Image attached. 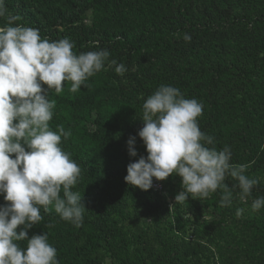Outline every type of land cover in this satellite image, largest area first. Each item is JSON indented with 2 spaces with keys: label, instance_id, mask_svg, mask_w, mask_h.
I'll use <instances>...</instances> for the list:
<instances>
[{
  "label": "trees",
  "instance_id": "1",
  "mask_svg": "<svg viewBox=\"0 0 264 264\" xmlns=\"http://www.w3.org/2000/svg\"><path fill=\"white\" fill-rule=\"evenodd\" d=\"M4 2L21 17L18 23L38 28L42 37H67L76 54L108 49L109 59L128 69L121 76L106 64L86 81L87 88L72 92L65 81L61 93L50 91L55 108L49 126L58 134L61 127L70 133L67 139L61 136V147L81 169L72 190L86 209L77 228L53 207L41 208L42 220L28 231L29 238L46 232L60 264H211L202 257L203 204L191 197L174 204L191 212L196 239L188 238L187 211L179 214L170 207L169 193L182 190L179 175L164 180L166 193L141 190L124 178L129 163L148 155L138 135L143 103L162 84L171 85L203 104L201 131L214 137L217 150L230 146V162L248 164L245 174L259 181L242 203L239 188L233 187L238 182L227 177L231 205H220L219 189L207 205L217 223L237 218L238 208H250L253 199L264 196V0ZM4 23L0 19V26ZM185 33L191 42L184 41ZM132 136L135 157L128 150ZM6 203L0 195V206ZM241 221L250 233L264 229V218L256 214ZM18 243L27 246V241ZM249 260L264 264V239ZM235 261L229 256L222 264Z\"/></svg>",
  "mask_w": 264,
  "mask_h": 264
},
{
  "label": "clouds",
  "instance_id": "2",
  "mask_svg": "<svg viewBox=\"0 0 264 264\" xmlns=\"http://www.w3.org/2000/svg\"><path fill=\"white\" fill-rule=\"evenodd\" d=\"M0 19L5 21L0 26V195L7 202L0 206V264H60L46 232L28 235L42 220L41 208L53 207L77 228L86 209L79 192L72 190L81 169L61 147V136L67 139L70 133L61 127L58 134L49 126L55 108L49 93L53 89L61 93L65 81L71 82L72 92L87 88L86 81L105 70L106 64L121 76L128 69L110 60L108 49L76 54L69 38L42 37L38 28L18 23L21 17L11 14L4 0H0ZM183 39L191 42L192 37L185 33ZM203 107L171 85L162 84L148 96L140 118L144 126L138 132L148 155L129 163L125 181L147 191L153 178L164 181L179 175L182 190L175 203L189 197L202 200L219 189L223 207L233 200L225 183L231 177L238 182L233 186L239 188L237 198L247 203L259 181L245 174L248 164L230 162V146L217 150L214 137L201 131L198 117ZM135 144L136 137H130L132 157L137 156ZM262 208L264 196L252 200V211ZM243 211L238 208L236 215ZM19 241H27L26 248Z\"/></svg>",
  "mask_w": 264,
  "mask_h": 264
},
{
  "label": "rangeland",
  "instance_id": "3",
  "mask_svg": "<svg viewBox=\"0 0 264 264\" xmlns=\"http://www.w3.org/2000/svg\"><path fill=\"white\" fill-rule=\"evenodd\" d=\"M181 191L179 188L178 191L174 193H169V200L171 201L170 207L179 214H183L184 207L178 206L175 207V196ZM200 202V205L203 204L202 216L199 220L200 229L203 230L204 238L202 239L205 243V256L203 258H209L211 264L217 263L222 264V261H226L227 257L231 256L234 258L238 264H250L249 255H252L254 252H259V246L261 245L263 237V231L261 234L250 233L249 230L242 225V219L247 216H253L256 214L260 218H264V208L259 211H252L251 207L246 208L243 206V214L237 216V218L229 219V221L220 226L217 223V220L210 210L212 207L207 206L210 202V196L205 199H195ZM206 205V206H205ZM208 207V209H207ZM187 212L183 216V220L188 224V238L196 239V232H194L195 226L191 224L189 218L191 217V212ZM105 264H110L106 261Z\"/></svg>",
  "mask_w": 264,
  "mask_h": 264
},
{
  "label": "built area",
  "instance_id": "4",
  "mask_svg": "<svg viewBox=\"0 0 264 264\" xmlns=\"http://www.w3.org/2000/svg\"><path fill=\"white\" fill-rule=\"evenodd\" d=\"M151 189L166 193L164 181L156 180L155 178H153V187Z\"/></svg>",
  "mask_w": 264,
  "mask_h": 264
}]
</instances>
